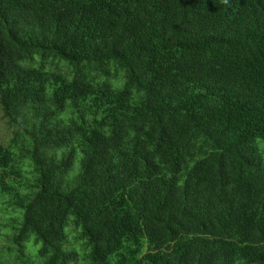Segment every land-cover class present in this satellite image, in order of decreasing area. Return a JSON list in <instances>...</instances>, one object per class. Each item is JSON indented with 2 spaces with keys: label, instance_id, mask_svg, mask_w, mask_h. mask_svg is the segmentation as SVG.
I'll list each match as a JSON object with an SVG mask.
<instances>
[{
  "label": "trees",
  "instance_id": "16d2710c",
  "mask_svg": "<svg viewBox=\"0 0 264 264\" xmlns=\"http://www.w3.org/2000/svg\"><path fill=\"white\" fill-rule=\"evenodd\" d=\"M0 264H264V0H0Z\"/></svg>",
  "mask_w": 264,
  "mask_h": 264
},
{
  "label": "rangeland",
  "instance_id": "374dc122",
  "mask_svg": "<svg viewBox=\"0 0 264 264\" xmlns=\"http://www.w3.org/2000/svg\"><path fill=\"white\" fill-rule=\"evenodd\" d=\"M10 133L11 131L6 124V120L3 117V111L0 106V143L7 144Z\"/></svg>",
  "mask_w": 264,
  "mask_h": 264
}]
</instances>
